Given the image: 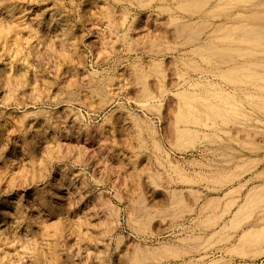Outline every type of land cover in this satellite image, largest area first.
<instances>
[{"label": "rangeland", "instance_id": "obj_1", "mask_svg": "<svg viewBox=\"0 0 264 264\" xmlns=\"http://www.w3.org/2000/svg\"><path fill=\"white\" fill-rule=\"evenodd\" d=\"M169 16L197 20L169 0H0L1 27L37 25L31 51L13 56L0 42V264H260L232 247L264 226V195L230 221L264 191V115L240 104L241 126L176 123L175 92L210 74L192 69L207 64L170 33ZM37 101L65 107L72 130L57 135L55 161L31 164L23 114ZM176 125L191 130L185 146ZM173 193L190 207L182 216ZM175 243L186 252L162 254ZM136 245L156 258L130 261Z\"/></svg>", "mask_w": 264, "mask_h": 264}, {"label": "bare ground", "instance_id": "obj_2", "mask_svg": "<svg viewBox=\"0 0 264 264\" xmlns=\"http://www.w3.org/2000/svg\"><path fill=\"white\" fill-rule=\"evenodd\" d=\"M169 1H173L175 7L183 13L197 15V20L189 19L186 22L169 16L167 27L174 37L180 38L181 45L189 46L191 54L207 64L206 68L193 65L192 69L203 73L206 71L210 74L209 77L201 76L202 80L196 79L195 82H192L191 84L194 86L192 90L183 89L175 92L178 100L175 111L176 123L205 124V119H210V123L218 121L224 125L232 123L241 126L248 118L240 108L245 104L254 107L264 115V0ZM168 6L162 2L158 4V7L163 11L169 10ZM215 18H218L215 20L219 22L217 25H214ZM28 21H13L7 27L0 26L2 47H5L13 56L23 54L21 51L25 49L31 51L29 46L35 36V33L32 32L35 24L31 20ZM202 37L204 41L199 42ZM147 71L161 73V69L155 61H151V66ZM147 71H143L141 66H135L132 72L134 83L140 87L141 99H148L151 96L147 89ZM34 101L36 102V100ZM49 101L51 100L49 99ZM54 102H33L32 109L23 114L27 127L34 134V141L33 138L31 141L29 140L31 143L25 146V151L21 155L24 154L27 162L31 164L43 160L49 161L48 159L54 160L52 159L53 154L49 155L48 152L55 144H61V142H56L57 135H67L68 130H72L71 127L67 130V115L62 110L65 107L61 109L59 104ZM190 131L188 127L181 129L176 125L173 129L175 144L179 146L184 144L185 146L188 143L187 136L191 134ZM36 136L39 140L35 141ZM21 140L19 139V141ZM22 146L24 147V145ZM41 151L48 155L42 156ZM56 160L59 161V159ZM263 195L264 191L262 190L260 193L256 192L247 197L231 218L232 227L240 225V222L245 218L243 217L244 212L249 207L256 206L259 197H263ZM173 202L172 205L175 204V208L174 206L172 208H177L172 211L173 215L180 214L182 216L189 211L190 207L183 202L179 194L173 196ZM136 248L130 261L140 260L145 256L147 258L157 256L153 250L146 251L144 249V251L139 246ZM232 250L242 258L249 260L263 257L260 264H264V226L260 229L251 228L243 231ZM172 253L176 252L170 248H164L162 251L164 255ZM238 264L257 263L249 261Z\"/></svg>", "mask_w": 264, "mask_h": 264}, {"label": "crops", "instance_id": "obj_3", "mask_svg": "<svg viewBox=\"0 0 264 264\" xmlns=\"http://www.w3.org/2000/svg\"><path fill=\"white\" fill-rule=\"evenodd\" d=\"M168 247H169L170 249L173 247L172 249L177 250V253H178V254H179V253L182 254L183 252L185 253V252H186L185 249L187 250V247L182 249V246L180 247V246H179L178 244H176V243H175V245H171V247H170V246H168ZM199 250H200V249H196V252L199 251ZM168 257H169V259H167L168 261H178V259H172L171 256H168Z\"/></svg>", "mask_w": 264, "mask_h": 264}]
</instances>
